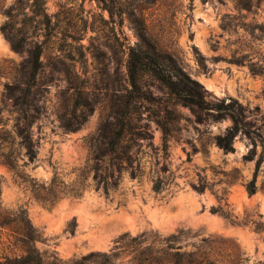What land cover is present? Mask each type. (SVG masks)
Wrapping results in <instances>:
<instances>
[{
    "label": "rangeland",
    "instance_id": "obj_1",
    "mask_svg": "<svg viewBox=\"0 0 264 264\" xmlns=\"http://www.w3.org/2000/svg\"><path fill=\"white\" fill-rule=\"evenodd\" d=\"M140 36L173 57L208 101L237 100L246 107L264 136V0H0V208L25 210L43 235L39 251L64 261L109 252L127 232L168 236L185 228L234 242L242 264H264V232L211 213L225 207L219 198L226 192L234 215L256 213L264 221V163L256 194L246 190L260 143L239 134L235 152L225 153L216 138L227 134L232 120L180 104L147 71L141 80L147 100L136 105L146 139L131 152L137 176L124 172L108 196L97 190L94 156L107 151L102 130L113 129L127 106L129 55ZM36 52L37 81L30 86ZM28 90L26 113L17 101ZM26 116L37 118L33 164L19 144ZM64 123L83 124L67 131ZM2 153L13 155L17 172ZM109 161L106 155L101 165ZM31 181L80 195L45 203ZM200 183L208 187L203 194L193 189Z\"/></svg>",
    "mask_w": 264,
    "mask_h": 264
},
{
    "label": "trees",
    "instance_id": "obj_2",
    "mask_svg": "<svg viewBox=\"0 0 264 264\" xmlns=\"http://www.w3.org/2000/svg\"><path fill=\"white\" fill-rule=\"evenodd\" d=\"M139 38L140 42L131 49L129 55L128 74L131 90L125 96L127 106L117 112V122L113 129L102 130L101 137L105 139L107 151L94 156L93 180L97 190H102L108 196L111 191L119 188L124 172L129 171L133 179L137 176L131 152L140 140L146 139L136 117V105L147 100L141 84L142 74L147 71L180 104L195 109L198 113H212L216 120L224 117L232 120L233 126L227 134L216 138L217 146L225 153L235 152L234 140L239 134L247 137L255 145L260 143L263 152L256 162L253 180L246 185L247 193L250 196L255 195L256 177L264 163V136L260 133L262 128H257L248 120L247 115L252 113L237 100H231L229 103L226 100L218 103L208 101L203 86L192 79L173 57L164 55L158 46L152 45L144 36ZM39 59V52H36L33 55V69L28 77L30 86L36 84ZM30 95L28 90L23 99L17 101L26 113L31 106ZM35 120H37L35 116H26L25 123L18 130L19 144L25 150L28 164H33L38 155V143L33 140L31 134ZM82 124L73 127L70 123H64V127L67 131H76ZM3 140L8 142L7 139ZM105 154L110 157V161L107 166H102ZM1 156L5 164L17 172L18 165L13 155L2 153ZM247 160L252 161L254 157L251 155ZM30 184L37 198L49 204H54L60 198V194L80 195L79 190L62 189L63 191L58 193L54 187H40L35 181H31ZM207 188L205 183L193 186L199 194L205 193ZM155 190L158 192L161 190L159 182L156 183ZM225 194L226 192L219 198L220 202L225 201V207H213L212 214L221 216L233 225L249 227L257 233L264 232L262 215L248 212L243 218L234 215L229 209ZM69 228L71 234H74V225ZM4 233L8 238L7 243L3 241ZM42 241V233L33 225L25 210L8 212L0 208V264H242L243 261L234 242L206 237L201 232L185 228L168 236L149 231L132 236L127 232L115 239L109 252H91L70 261L62 260L55 252L41 253L36 244Z\"/></svg>",
    "mask_w": 264,
    "mask_h": 264
}]
</instances>
